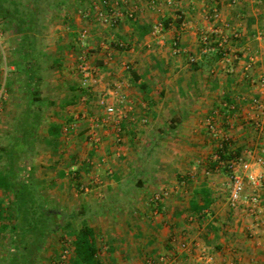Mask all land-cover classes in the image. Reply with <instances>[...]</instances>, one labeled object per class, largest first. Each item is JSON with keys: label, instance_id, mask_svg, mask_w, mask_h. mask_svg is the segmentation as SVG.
Returning <instances> with one entry per match:
<instances>
[{"label": "crops", "instance_id": "1", "mask_svg": "<svg viewBox=\"0 0 264 264\" xmlns=\"http://www.w3.org/2000/svg\"><path fill=\"white\" fill-rule=\"evenodd\" d=\"M94 1L65 0L48 8L47 16L57 24L51 29L57 31L53 64L58 63L59 71L64 72L68 51L61 53L65 45L69 47L70 35L79 40L82 28L89 29L92 51L87 49L88 58L98 64L95 68L106 71L105 62L113 55L109 69L118 70L115 76L123 81L131 100L121 126L122 141L116 143L114 125L110 124L101 131L102 142L95 147L87 124L78 119L84 111L103 112L97 105L105 89L103 80L91 91L86 89L78 102L70 103L74 99L70 92L74 93L76 86L69 87L62 78L50 84L46 79L53 92L47 96L41 92L40 106L31 111L39 112L41 124H46L47 146L28 171L32 188L50 209H62L63 214L69 209L73 221L80 220L77 225L84 221L94 230L104 264H166L161 262L163 255L172 259L169 264H264V182L247 188L260 195L256 213H250L246 204L232 208L231 159L216 158L224 136L241 150L242 158H254L264 150V131L254 124L256 120L264 124V109L252 105L253 98H258L264 107V0H237L235 4L232 0H176L171 8L165 6L166 0H156L155 8L148 0H122L136 8V27L124 19L114 29H97L96 22L82 18L80 11L92 10ZM213 6L220 10L218 26L223 32L238 31L240 38L227 48L226 58L222 54L216 62L208 63L210 54L201 52V34L214 24L205 15ZM175 13L184 15L185 27ZM159 20L167 24L161 40L150 36L151 27ZM227 24L232 27L226 28ZM114 39L123 40L125 49L111 46ZM48 48L44 47L43 56L50 57ZM32 50L29 47L26 53L32 54ZM17 57V50L10 48L11 69L6 77L0 70V114H21L27 108L18 103V98L27 97L29 79L18 71ZM192 57H197L195 63ZM37 60L35 56L34 65ZM78 62H70L69 68L73 65L79 71ZM123 63L137 73L139 84L133 82ZM40 78L36 79L41 83ZM109 79L106 76L105 80ZM17 116H12L14 121ZM210 122L223 133L214 136ZM77 123V129L64 133L67 125ZM53 125L59 127L57 138ZM165 191L167 196L154 199ZM204 191L211 204L198 214L194 207L204 206ZM5 194L8 202L0 198V208L10 210L12 195ZM59 234L62 242L69 241L56 232L44 253ZM4 240L8 242L2 249L6 257L11 240ZM183 243L188 244L187 250L181 248ZM57 250H48L47 262L42 256V264H59L62 251ZM204 253L211 254L213 262L203 259Z\"/></svg>", "mask_w": 264, "mask_h": 264}, {"label": "trees", "instance_id": "2", "mask_svg": "<svg viewBox=\"0 0 264 264\" xmlns=\"http://www.w3.org/2000/svg\"><path fill=\"white\" fill-rule=\"evenodd\" d=\"M40 1H50V5L54 4L57 6L65 2V0H0V20L10 24L16 22L19 26V30H23L25 27L27 31H34L41 12L39 6ZM98 1L102 2V0H95L94 2ZM118 1L122 9L129 12V6L122 3V0ZM93 9L92 7V10ZM136 17L137 13L134 12L133 14L128 13L124 19H127L131 26L136 27ZM165 26L167 27L166 23ZM109 28L114 29L116 27ZM144 33L146 32L144 31ZM32 34H34V32ZM27 37L28 36L24 37L23 41L28 39L29 41L27 42L30 43L23 44L22 48L18 51V57H24L26 60L24 62L22 61L23 63L17 61L16 65L18 71H22L23 76L25 73L29 79L26 89L27 97L23 102L24 106L26 105V107H28L29 105V108L19 114V118L23 114H31L33 110L32 107H36L42 100L41 89L35 91L31 90L32 81H37L39 86L41 80H37L36 78H40V76L37 75V71L35 72L33 70L30 59L25 57L27 48L33 46L36 38L35 35H33V38H31V36L29 38ZM110 45L118 50H124L126 47L125 42L121 39H116ZM79 47L80 49L82 48L80 44ZM209 54L210 57L207 58L208 63H213L222 57L223 51L221 48H216ZM128 72L132 75L133 82L139 84L137 73L132 70L131 67ZM33 75H36V78H33ZM80 85H82V83ZM85 90L86 88L81 86L80 94L74 96V99H71L70 103L78 102L80 97L87 93ZM38 118L37 120L40 121L36 120L37 127H34L35 131L41 124L39 114ZM58 131L59 127L53 125L52 133L55 138L58 136ZM35 136L37 137V133ZM240 151L241 150L233 147L231 141L223 140L221 146L217 147L216 154L220 156L218 161H227L240 157ZM23 178L26 177L24 176ZM23 178L21 180L18 178L14 180L13 183H10V181L6 182L7 179H5V177L0 179V189L3 188L5 189L4 191H8L12 188L14 189L11 192L12 200L10 201L11 208L13 206V209L8 210L0 208V239L9 238V240H11L9 242L11 251L8 256L4 257L5 260L3 264H42V252L50 236L56 232L62 233V237L65 240L71 239L69 244L73 250V254L70 258L72 264H104L99 256L100 247L97 243L94 230L84 221L82 224L77 225L75 221H73L72 216L63 214L61 210L50 209L46 202L42 200L40 194L32 188V182L28 176V181H25ZM203 194L205 196L204 206L198 207L196 205L194 207V211L198 214L204 212L205 208L211 204L209 193L204 191ZM65 216H67V220L62 224L61 219Z\"/></svg>", "mask_w": 264, "mask_h": 264}, {"label": "built area", "instance_id": "3", "mask_svg": "<svg viewBox=\"0 0 264 264\" xmlns=\"http://www.w3.org/2000/svg\"><path fill=\"white\" fill-rule=\"evenodd\" d=\"M212 1L214 2L215 0ZM236 2L237 0H232L233 4ZM153 4H155V1H153ZM172 4L173 0H167V5ZM93 8V10L82 9L80 11L82 17L86 20L97 19L100 24L107 27H117L128 13H134L133 10H129V12L124 11L118 0H102V2H94ZM206 9L208 10L209 8L206 7ZM207 12L208 11H206L205 15L207 18L211 19L214 24L209 28V30L204 31L201 34V52L206 55L213 52L216 48H221L223 51V57L226 58L225 52L227 48L234 40L240 38V33L235 30H232L229 33L223 32V30L218 26V22L221 21V13L217 6H213L211 12H209L210 14H207ZM178 17L181 19L179 23L181 27H185L186 22L182 19V16L178 15ZM231 27L232 26L229 24L226 25V28L228 29ZM166 28L167 27L164 22L154 25L151 27L150 36L161 40ZM89 35V30L87 28H82L79 32V41L81 42L82 52L79 57L77 67L82 75V86L91 91L94 86L100 84L101 80H105L106 76H110L111 79L107 81V87L105 88L106 91H104V93H102L97 100V105L103 112L89 113L84 111V113L80 114L78 119H81L82 122L87 124L90 140L95 143V147H98L102 142L101 131H103V128L105 129L106 127V129H108L110 124L114 125L116 133L115 141L117 144H120L122 141L123 131L121 126L130 112L129 107L131 100L128 93L125 91L123 81L115 76L118 73L109 69V63L112 56L108 58L107 62H105V67L108 69L102 74L96 70L97 68L91 66L88 61L87 50ZM196 61L197 57L191 58V62L195 63ZM123 67L125 70H129L130 65L128 63H123ZM9 69H11L9 61V48L2 38V33H0V70L6 77ZM252 105L261 111L264 109L262 102L258 98H253ZM262 112H264V110ZM254 124L257 130L264 131V124L260 120H256ZM78 127V123L67 125L64 128V133L69 134L71 129H77ZM209 129L214 136H218L223 133L222 129L214 122L209 123ZM224 137L225 138H223V140L229 141L227 136ZM216 158L219 159L220 156L216 155ZM229 169V200L231 207L237 208L242 204H246L250 213H256L257 207L261 201L260 195L247 192V188L249 186L257 188L264 182V150H262V152L254 158L246 159L238 157L231 159L229 162ZM167 195L168 192L165 191L163 194H157L154 199L160 200L163 196ZM181 248L187 250L188 244H181ZM72 254L73 250L71 245L66 244V247H64L61 252L59 264H70ZM202 258L208 262H213L214 260V257L209 253L202 254ZM161 262L169 264L172 262V259L167 255H163L161 257Z\"/></svg>", "mask_w": 264, "mask_h": 264}, {"label": "rangeland", "instance_id": "4", "mask_svg": "<svg viewBox=\"0 0 264 264\" xmlns=\"http://www.w3.org/2000/svg\"><path fill=\"white\" fill-rule=\"evenodd\" d=\"M21 1H23V0H21ZM51 1H54V0H51ZM153 1H155V4H153ZM175 1L176 0H173L172 5H167V0H166L165 6H168L171 8L172 6H174ZM148 2L150 3V6H152L154 8H155V6H157L156 0H148ZM49 3H50V1L49 2H45V1L39 2L41 12L39 15V20L37 21V26H36L34 31H31V32L27 31V29L25 27L23 30H19V26L16 22H13L10 24V23L3 21V22H0V33H2V38H3L4 42L7 44V47L9 48V53H10V48L13 51L17 50V56H18V51L22 48V45L25 43L26 44L30 43V42L29 43L27 42V41H29L28 39H25V41H23V38L26 36H28L27 38H29L30 36H31V38H33V35H35L36 39H35L34 44L32 46V48H33L32 55L27 54V56H26V53H25V57H28L27 59H31L30 63L33 66L34 71H36L37 69L39 70V71L38 70L37 71H38L39 76L42 77L41 78L42 82L38 86L37 81H35V80H34V82L32 81L31 90L35 91L37 89H41L42 94L47 96L53 92L49 88V86H51L49 84L50 83H56V81L53 82V80L58 81V79L62 78L65 81V83L69 84V87L71 86V84H74V86H76L75 87L76 91L74 93L70 92V94H72V96H77L80 94V87L82 86V85L78 86V84H80L81 73H79L80 71H77L73 65H72L73 68H69V63L70 62L77 63V61L81 55V51H82L79 47V44L81 45V42L79 40H75L74 35L73 36L70 35L68 37L67 40H69V42H68L69 47H66V45H65V51L63 50L61 53V54H63V53L65 54L68 51V54L66 53L68 55V58L64 59L65 62L67 63V66H65V69H62V70H64L65 73L62 71H59L61 68L58 66V63L53 64V62L55 61L53 58L56 57L55 51H53V47L55 46V43H57V41L55 40L56 35L54 33H56L57 31L52 33L51 29L55 28L57 24L53 22V20L50 16H47V10L51 6ZM150 9H152V8H148V10H150ZM129 10H135L136 11V8L133 7L132 5H129ZM138 11H139V9H138ZM174 15L178 21L181 20L178 17V15H180V14L175 13ZM183 16L184 15H182V19L187 23L185 17H183ZM86 21H88L90 23L93 21V24L97 23L98 24V26L96 27L97 29L100 26H103L102 24H100L97 21V19L86 20ZM94 22H96V23H94ZM160 22H164V21L159 20L158 22H155L153 24V26L160 23ZM179 23H180V21H179ZM47 26H49V28H47ZM103 27L109 28L107 26H103ZM58 31H59V29H58ZM33 32H34V34H32ZM27 46H29V45H27ZM44 47L50 48V49L48 48L50 57H46V55L43 56V54L41 53L44 50ZM87 49L89 50V52L92 51L89 49V44L87 46ZM93 50H95V49H93ZM110 55H112V53H110ZM35 56L38 59L37 60L38 62H36V64H35L36 66L33 64V58ZM22 58L17 57L18 61L21 63H23L26 60V58H24V57H22ZM88 61H89V58H88ZM90 64L93 67L98 65L97 63H95L96 64L95 65L91 62H90ZM39 67H41L42 69H39ZM96 70L100 74H102L105 71V70L103 71L102 68L101 69L99 68ZM114 71L118 72L117 69L116 70L114 69ZM33 78H36V75H33ZM9 79L10 78L8 76L5 80L4 88H7V84L9 82ZM46 79L49 80V84H47ZM102 84L106 88L107 87V80H103ZM96 91H98V90H96ZM103 91H106V90L104 89ZM30 96L32 97L31 94H30ZM24 98L25 97H22L20 99L18 98V103H20V101H21V103H23ZM5 103H7V101ZM40 104H41V102L38 104V106H40ZM11 105H14V103H11ZM27 108H29V105ZM27 108H25V110ZM11 112H13V110H11ZM38 114L40 116L39 112H37L35 114L34 113L23 114L20 116V118L17 121H14L13 117H12V116L16 117L17 115L19 116V114L17 112H16V114L7 113V112L0 114V118H1L0 119V179L2 177H5V179H7L6 182L10 181V183H13L14 180H16L18 178H20V180H21L25 176L26 178H23V179H25V181L29 180L27 178L28 171L30 170V168L33 166L34 163L39 161L41 150L43 148L47 147L46 142H45V138H44L46 124L42 123L41 125H39L38 128H36V131L34 129V127H37L36 120L39 119ZM3 121L5 123H2ZM37 121H40V120H37ZM35 132L37 133V137L35 136V134H36ZM3 180H4V178H3ZM25 189H26V187H25ZM4 190L5 189H3V188L0 189V191L4 192V193L0 192V198L3 201L8 202V200L6 199L5 193L12 192V190H14V189L12 188L8 191H4ZM7 205L8 204L6 203L5 206H7ZM11 209H13V206ZM64 214L70 215L71 214L70 210L64 209ZM78 222H80V220H77V223ZM60 237H61V234H59V237H58L59 239L57 237H55L56 238L55 244H53V247H48V249H47L48 253L47 252L44 253V250H43L42 256L44 257V259H42V260L47 262V257H48L47 255L49 254L48 250H51L53 252V251H56L58 249L57 251L59 253V251L63 250V245L65 247H66V244L69 245V241L71 240L70 238L68 239L69 241H67L65 244L64 242L61 241L62 238H60ZM0 241H3L1 244V249H0V263L3 264V262L5 260L4 259L5 255H3V253H2V249L3 248L5 249L8 247V245H7L8 242H6V240H4V238L3 239L1 238ZM45 262H44V264H45Z\"/></svg>", "mask_w": 264, "mask_h": 264}]
</instances>
